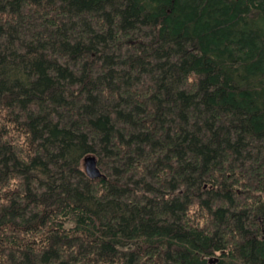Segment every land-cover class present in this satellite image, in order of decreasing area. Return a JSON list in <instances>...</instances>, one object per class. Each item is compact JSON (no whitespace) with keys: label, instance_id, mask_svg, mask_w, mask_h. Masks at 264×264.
Returning a JSON list of instances; mask_svg holds the SVG:
<instances>
[{"label":"trees","instance_id":"obj_1","mask_svg":"<svg viewBox=\"0 0 264 264\" xmlns=\"http://www.w3.org/2000/svg\"><path fill=\"white\" fill-rule=\"evenodd\" d=\"M0 264H264V0H0Z\"/></svg>","mask_w":264,"mask_h":264},{"label":"water","instance_id":"obj_2","mask_svg":"<svg viewBox=\"0 0 264 264\" xmlns=\"http://www.w3.org/2000/svg\"><path fill=\"white\" fill-rule=\"evenodd\" d=\"M84 168L87 176L92 180L104 177L103 173L98 167L97 158L95 156H87L84 159Z\"/></svg>","mask_w":264,"mask_h":264}]
</instances>
